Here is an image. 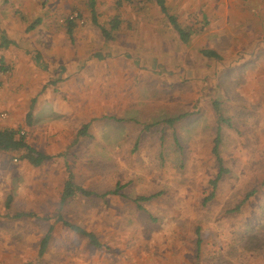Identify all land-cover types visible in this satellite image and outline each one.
<instances>
[{"label": "rangeland", "instance_id": "374dc122", "mask_svg": "<svg viewBox=\"0 0 264 264\" xmlns=\"http://www.w3.org/2000/svg\"><path fill=\"white\" fill-rule=\"evenodd\" d=\"M89 2L67 0L54 20L87 28ZM95 2L101 23H127L119 36L150 21L159 40L123 43L116 34L106 44L94 28L92 46L104 51L105 61L78 71V92L56 88V107L35 108L33 127H22L5 108L13 74L0 73V128L15 121L35 148L56 156L35 169L19 154L0 152V264H264V31L232 22L249 0H166L179 21L204 25L188 44L154 0ZM49 6L48 0H0V31L7 7L27 25L46 17ZM76 13L79 21L70 20ZM82 130L86 136L78 139ZM218 134L227 173L205 204L219 173L212 154ZM68 169L76 187L98 195L122 187L120 194L76 195L61 204ZM150 196L156 197L140 210L135 200ZM22 213L33 216L15 218ZM59 215L95 233L107 248L91 247L58 223ZM52 226L47 255L37 262Z\"/></svg>", "mask_w": 264, "mask_h": 264}, {"label": "crops", "instance_id": "0c3cea01", "mask_svg": "<svg viewBox=\"0 0 264 264\" xmlns=\"http://www.w3.org/2000/svg\"><path fill=\"white\" fill-rule=\"evenodd\" d=\"M48 2L50 6L46 11L49 14L46 17H43L44 15L39 17L37 21L33 23L25 25L24 22L18 21L13 16L14 12L12 9L8 7L6 8L9 9L7 12V19L4 23L1 21L6 31H0V73L2 75L6 70H9L13 74V77L8 82L9 94L5 95L7 98L5 99L4 106L13 113L12 117L18 116V118L21 119L22 127H33L34 116L28 119V113L32 112L33 115L35 108H41L43 105L47 104V108L50 110L52 107H56L53 104L56 101L54 102L53 100L55 99L51 96L56 88H62L63 90V87H68L78 92V71L88 73L89 69L93 67L95 60L99 62L105 61L104 58L106 55L103 53L104 51L99 50L98 52H94L96 51V47H94V45L92 46V41L95 36L92 32L94 28L99 30V35L102 37L103 43L107 44L114 39V36H116L119 31L126 29L127 26V23L120 20L118 31L112 33V39H107L102 30H110L112 21L107 24L101 23L98 20L96 2L94 9L88 5V13L92 16L93 20L90 26L84 29H78L73 23L63 24L54 20V18H57L55 16L63 12L67 0H48ZM152 3L153 2L150 4ZM241 7L245 9L246 13ZM241 7L234 13L232 22L237 24L252 22L253 25L249 26L251 32L255 33L258 29L264 31V0H249V6L246 8L243 6ZM157 8L160 9L156 4L155 10H157ZM200 8L201 5H199V9ZM195 10L196 7H193L189 10V13ZM138 13L139 12L136 14ZM180 22L182 23L180 24ZM179 24L181 28L191 33L190 39L184 42L185 44L190 43L191 39L194 37L193 35H202L204 25L198 27L186 20L179 21ZM169 25L171 29L175 31L173 25ZM153 29L156 30L155 33H153ZM157 31L158 27H156V24L150 23V21L138 22L134 25V30L126 34V36L123 37V35L119 36V34H117V40L128 43L129 39H133L138 41V44L152 46L154 42L156 43L159 40ZM175 32L178 34L177 31ZM96 36L98 37L97 34ZM260 44H264V42ZM67 79H69V81H67ZM82 88H84V84L81 86V90ZM57 102V104L62 106L59 100ZM27 109H29V112ZM13 123L16 124L15 121ZM13 123H11L10 127L0 128V130H16L20 132L19 129L14 127ZM85 129L86 127H84V130ZM84 130L78 132V139L82 136H86ZM23 137L29 146L42 152L35 148L27 137ZM51 148V150H54L55 147L52 146ZM0 152L9 153L4 151ZM14 153L19 154L21 160L29 168L35 169L52 162L56 158L52 151L46 153L42 152L46 155L53 156L54 159L39 167H34L29 161L22 158L23 155H25L24 151ZM68 174L69 177L70 174H72L69 169Z\"/></svg>", "mask_w": 264, "mask_h": 264}, {"label": "trees", "instance_id": "16d2710c", "mask_svg": "<svg viewBox=\"0 0 264 264\" xmlns=\"http://www.w3.org/2000/svg\"><path fill=\"white\" fill-rule=\"evenodd\" d=\"M154 1L157 4V6L160 7L161 12L166 16V18L168 19L170 24L173 25L175 31L178 32L180 39L183 42H187L190 39L191 33L189 31H186L183 28H181L178 18L176 16L170 14L168 7L166 5V0H154ZM89 6L92 9H94L95 0H90ZM111 24L112 25H111L110 30H106V29L102 30L104 36H106L107 39H112L113 38L112 33L118 31L119 25H120L119 18H114L112 20ZM202 54L204 57L213 58V59L215 58L216 60L221 59L219 57V55H217L214 51H211V50H202ZM31 115H32V113L30 112L29 113L30 118H31ZM168 122H175V119L169 120ZM220 145H221V136H220V134H218L216 139L214 140L212 154H213L214 158L216 159V161L219 163V173L217 175V178L215 180L211 181L212 193L209 195L208 198L205 199V204L209 203L211 200L214 199L215 194L217 192L218 183L222 179V177L227 173V170H225V168L223 166V162H224L223 158L220 155V150H219ZM0 151H4V152L24 151L25 155H23L22 158L24 160L29 161L30 164L34 167H39V166H41V165H43V164L54 159L53 156L46 155L42 152L35 150L31 146H29L25 142L23 135H21L20 132L16 131V130H4V131L0 130ZM121 189H122V187H117L116 190L113 192H109V193H106L103 195H98L96 193L89 192V191H87L81 187H76L73 183V175L70 174V177L68 178V181H67L66 186H65L64 191H63L61 204L65 203L68 199H70L76 195H81L84 197L96 196L99 198H103V197L107 198L109 196L119 195ZM254 194H255V191L248 193L244 202L246 200H248L249 198H251ZM155 197L156 196L138 197L135 200V204L137 205V207L140 210L144 211L145 209L143 207V204L152 201ZM10 204H11V198H9L7 203H6L7 208H9ZM31 216H33V214L22 213V214L16 215L15 218L20 219L23 217H31ZM57 221H58V223L63 224L66 228L72 230L73 232H75L76 234L81 236L84 240H86L88 242V244L91 247H94V248L100 249V250L107 248V245L105 243H103L95 233L87 231L86 229H84L78 225L72 224V223L68 222L67 220L62 219L61 215H59L57 217ZM53 229H54V226H52L49 229L48 233L45 235V237L41 240V242L39 244L38 256L36 259L37 262H40L42 259H45V256L47 255V251H48L49 246H50V240L52 237L51 233L53 232ZM198 247L200 248V240H198Z\"/></svg>", "mask_w": 264, "mask_h": 264}, {"label": "bare ground", "instance_id": "6f19581e", "mask_svg": "<svg viewBox=\"0 0 264 264\" xmlns=\"http://www.w3.org/2000/svg\"><path fill=\"white\" fill-rule=\"evenodd\" d=\"M239 49H241V48H239ZM179 52H180V51H179ZM185 52H186V51H185ZM234 52H235V51H234ZM229 60H230V59H229ZM222 68H223V67H222ZM257 68H258V67H257ZM263 69H264V68H263ZM227 70H228V69H227ZM232 70H233V69H232ZM221 72L223 73V72H225V71L222 69ZM231 72H232V71H231ZM229 73H230V72H229ZM231 74H232V73H231ZM237 74H238V73H237ZM242 74H243V73H242ZM222 75H224V73H223ZM232 75H234V74H232ZM239 75H240V74H239ZM246 75H247V74H246ZM227 77H229V76H227ZM234 77H235V75H234ZM234 77H233V78H234ZM239 77H240V76H239ZM241 77H243V76H241ZM244 77H245V76H244ZM248 77H249V76H248ZM248 77H247V78H248ZM263 77H264V76H263ZM240 79H241V78H240ZM245 79H246V78H245ZM245 79H244V80H245ZM228 80H229V79H228ZM238 80H239V79H238ZM238 80H237V81H238ZM242 81H243V80H242ZM247 82H249V80H248ZM228 83H229V82H228ZM230 83H231V82H230ZM232 83H234V82H232ZM243 83H244V82H243ZM237 84H238V83H237ZM237 84H236V85H237ZM245 84H246V82H245ZM250 84H251V83H250ZM261 84H262V83H261ZM240 85H241V84H240ZM255 85H256V84H255ZM259 85H260V84H259ZM246 86H247V85H246ZM263 86H264V85H263ZM229 87H230V84H229ZM231 87H232V85H231ZM231 87H230V88H231ZM238 87H239V86H238ZM233 88H234V87H233ZM252 88H253V87H252ZM225 89H226V87H225ZM234 89H235V88H234ZM257 89H258V88H257ZM261 89H262V88H261ZM259 90H260V88H259ZM224 91H225V90H224ZM233 91H234V90H233ZM235 91H236V89H235ZM254 91H255V90H254ZM260 91H261V90H260ZM224 93H225V92H224ZM255 93H256V92H255ZM226 94H227V93H226ZM226 94H225V95H226ZM249 94H250V93H249ZM249 94H248V95H249ZM232 95H233V93H232ZM237 95L239 96V94H237ZM253 95H254V94H253ZM250 96H251V95H249V97H250ZM241 97H242V96H241ZM237 98H238V97H237ZM244 98H245V96H244ZM244 98H240V97H239V99H241V100L244 99ZM242 101H243V100H242ZM238 102H239V101H238ZM241 103H242V102H241ZM231 106H232V105H231ZM111 253H112V252H111Z\"/></svg>", "mask_w": 264, "mask_h": 264}, {"label": "built area", "instance_id": "2783aa9c", "mask_svg": "<svg viewBox=\"0 0 264 264\" xmlns=\"http://www.w3.org/2000/svg\"><path fill=\"white\" fill-rule=\"evenodd\" d=\"M79 15L76 13L73 16H71L70 20L72 21H79ZM0 90H1V86H0ZM3 117H6L5 115H3Z\"/></svg>", "mask_w": 264, "mask_h": 264}]
</instances>
